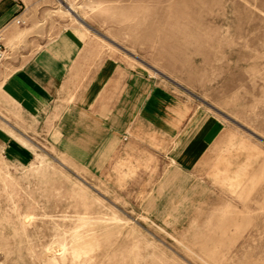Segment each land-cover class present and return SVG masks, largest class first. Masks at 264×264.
I'll use <instances>...</instances> for the list:
<instances>
[{
	"label": "rangeland",
	"instance_id": "374dc122",
	"mask_svg": "<svg viewBox=\"0 0 264 264\" xmlns=\"http://www.w3.org/2000/svg\"><path fill=\"white\" fill-rule=\"evenodd\" d=\"M18 1L32 22L0 65V135L32 153L0 147V264H264V0ZM66 29L86 41L89 75L111 57L124 83L138 74L214 118L181 189L164 179L186 135L162 119L91 159L59 132L74 96L40 114L7 90L26 51Z\"/></svg>",
	"mask_w": 264,
	"mask_h": 264
},
{
	"label": "crops",
	"instance_id": "0c3cea01",
	"mask_svg": "<svg viewBox=\"0 0 264 264\" xmlns=\"http://www.w3.org/2000/svg\"><path fill=\"white\" fill-rule=\"evenodd\" d=\"M26 10L18 0H0V33L5 38L9 60L23 48L21 25L16 24V19H23L27 24L32 22ZM28 38L32 36L26 42ZM85 50L86 41L75 30L66 29L40 48L26 51L25 62L10 71L4 85L27 111L40 114L52 112L58 103L65 101L64 97L74 96L62 115L59 132L73 142V150L84 154L88 151L91 159L107 158L114 142H124L135 124L143 121L155 124L156 118L162 119L176 131L178 142L186 135L178 162L164 179L165 183L181 189L182 182L192 178L190 169L214 135V118L205 114L196 119L198 111L190 115L183 102L173 99L160 87L153 89L138 74L128 75L124 83L123 74L119 79L123 68L111 57L89 75L91 67L85 60ZM13 61H7L8 69L14 66ZM86 77L90 82L84 89L79 88L80 81ZM118 90L121 93L115 98L114 92ZM185 122L181 131L179 128ZM0 147L20 162H28L32 153L17 138L7 139L4 135H0ZM177 197L194 200L188 195Z\"/></svg>",
	"mask_w": 264,
	"mask_h": 264
},
{
	"label": "built area",
	"instance_id": "2783aa9c",
	"mask_svg": "<svg viewBox=\"0 0 264 264\" xmlns=\"http://www.w3.org/2000/svg\"><path fill=\"white\" fill-rule=\"evenodd\" d=\"M16 24L18 25H23L25 24V21L23 19H16ZM8 56V47L5 43V38L2 35V33H0V65L7 59Z\"/></svg>",
	"mask_w": 264,
	"mask_h": 264
},
{
	"label": "water",
	"instance_id": "95a60500",
	"mask_svg": "<svg viewBox=\"0 0 264 264\" xmlns=\"http://www.w3.org/2000/svg\"><path fill=\"white\" fill-rule=\"evenodd\" d=\"M80 20H82V19L80 18Z\"/></svg>",
	"mask_w": 264,
	"mask_h": 264
}]
</instances>
